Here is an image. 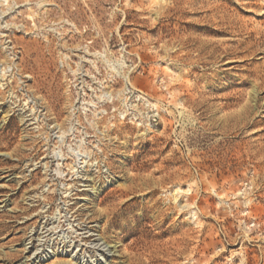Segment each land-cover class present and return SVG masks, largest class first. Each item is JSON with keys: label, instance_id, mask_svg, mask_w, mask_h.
Returning <instances> with one entry per match:
<instances>
[{"label": "rangeland", "instance_id": "1", "mask_svg": "<svg viewBox=\"0 0 264 264\" xmlns=\"http://www.w3.org/2000/svg\"><path fill=\"white\" fill-rule=\"evenodd\" d=\"M0 13V264H264V0Z\"/></svg>", "mask_w": 264, "mask_h": 264}, {"label": "bare ground", "instance_id": "2", "mask_svg": "<svg viewBox=\"0 0 264 264\" xmlns=\"http://www.w3.org/2000/svg\"><path fill=\"white\" fill-rule=\"evenodd\" d=\"M161 1L162 0H158V3L160 4L161 3ZM0 2L2 3V5H4V4H8L9 3V0H0ZM0 3V4H1ZM155 3V2H154ZM25 4V3H24ZM29 4V3H28ZM28 4H25V5H28ZM24 6V5H23ZM8 8V7H7ZM11 11V10H10ZM7 14V13H6ZM158 15V13H155V17ZM0 16L2 17V16H5L3 13H0ZM0 17V28L1 29H3V27H5V26H3V22H2V18ZM8 27V26H7ZM7 27H5V28H7ZM1 37H4V35L2 34V36ZM6 42V41H5ZM4 42V43H5ZM7 42H9V41H7ZM6 42V43H7ZM10 49L8 46H6V47H4V49ZM7 52V51H6ZM6 52H5V54H6ZM10 57H9V55L7 54V55H5V60L4 61H1L0 63V68L2 67V69H0V87L4 90L5 89V85H6V83H4L5 81H6V79H7V77H9V75L8 76H6L7 74V72H8V68L10 67V63L8 62V59H9ZM1 89V90H2ZM152 107V106H151ZM24 119V117H22V119L21 120H23ZM25 121H27V120H25ZM83 176H85V179H84V183H89V185H85V187L86 186H90V185H92V188L91 189H94L93 188V186H94V179L93 178H91V176H89V175H82V178H83ZM175 193H176V191H175ZM191 219V218H190ZM196 219V218H195ZM97 239H93L91 242H93V241H96ZM104 243V242H103ZM84 244H86V242L84 243ZM90 244H92V243H90ZM115 247V245H108L107 243H105V245H102V244H98V243H95V244H93V248H92V250H94V249H96L95 251H100V252H102V254H107V253H110L111 251L110 250H112L113 248ZM114 252V251H113Z\"/></svg>", "mask_w": 264, "mask_h": 264}]
</instances>
